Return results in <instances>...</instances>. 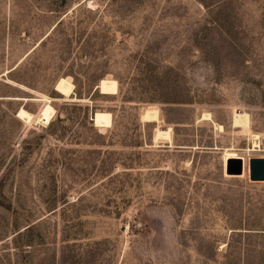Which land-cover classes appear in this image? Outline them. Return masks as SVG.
I'll list each match as a JSON object with an SVG mask.
<instances>
[{"label": "rangeland", "instance_id": "obj_1", "mask_svg": "<svg viewBox=\"0 0 264 264\" xmlns=\"http://www.w3.org/2000/svg\"><path fill=\"white\" fill-rule=\"evenodd\" d=\"M251 157L264 0H0V264H264Z\"/></svg>", "mask_w": 264, "mask_h": 264}, {"label": "water", "instance_id": "obj_2", "mask_svg": "<svg viewBox=\"0 0 264 264\" xmlns=\"http://www.w3.org/2000/svg\"><path fill=\"white\" fill-rule=\"evenodd\" d=\"M238 160V173H241L243 164L240 159ZM249 172L251 180L264 181V157H251L249 159Z\"/></svg>", "mask_w": 264, "mask_h": 264}, {"label": "bare ground", "instance_id": "obj_3", "mask_svg": "<svg viewBox=\"0 0 264 264\" xmlns=\"http://www.w3.org/2000/svg\"><path fill=\"white\" fill-rule=\"evenodd\" d=\"M55 113H56V110H55V108L54 107H52L49 103H47L44 107H43V109H42V112H41V114L43 115V116H48V117H51V116H53V115H55ZM252 141H253V149H251V150H257V148L259 149L258 151H262V139H261V136L258 134V133H253L252 135ZM230 159V158H229ZM228 159V160H229ZM227 160V161H228ZM243 169H244V163H243ZM248 169H249V167H248ZM243 173H244V170H243ZM249 175H250V172H249Z\"/></svg>", "mask_w": 264, "mask_h": 264}, {"label": "trees", "instance_id": "obj_4", "mask_svg": "<svg viewBox=\"0 0 264 264\" xmlns=\"http://www.w3.org/2000/svg\"><path fill=\"white\" fill-rule=\"evenodd\" d=\"M219 128H220V130H223V126L222 125H219Z\"/></svg>", "mask_w": 264, "mask_h": 264}, {"label": "crops", "instance_id": "obj_5", "mask_svg": "<svg viewBox=\"0 0 264 264\" xmlns=\"http://www.w3.org/2000/svg\"><path fill=\"white\" fill-rule=\"evenodd\" d=\"M218 148V147H217ZM226 150H232V149H226Z\"/></svg>", "mask_w": 264, "mask_h": 264}]
</instances>
